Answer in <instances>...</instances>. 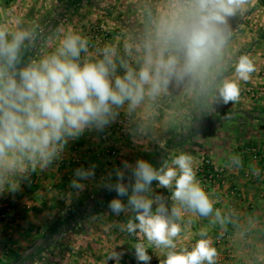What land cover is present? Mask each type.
Returning a JSON list of instances; mask_svg holds the SVG:
<instances>
[{
    "label": "clouds",
    "instance_id": "1",
    "mask_svg": "<svg viewBox=\"0 0 264 264\" xmlns=\"http://www.w3.org/2000/svg\"><path fill=\"white\" fill-rule=\"evenodd\" d=\"M252 4L165 0L163 11H146L138 36L120 45L93 43L73 29L49 35L38 26L0 24V194L19 191L32 173L60 160L70 141L88 131L103 132L121 112L126 117L152 116L170 88L206 102L210 111L237 102L239 82L249 81L256 68L248 55L230 60L232 21ZM131 132L143 134V126ZM227 166L240 168L243 161L232 155ZM250 167L254 176L260 175L259 168ZM95 168L75 169L69 187L82 192V181L94 178ZM115 177L112 182L109 174L103 184L116 193L108 210L116 216L134 213L120 230L137 237L132 245L137 264H150V248L164 251L160 264H217L219 252L207 231L199 232L191 248L176 242L185 231L177 222L185 213L212 217L210 222L222 228L233 222L232 215L214 207L190 155L180 153L158 168L145 159L124 161ZM153 182L171 190L170 214L159 196L146 195ZM123 255L114 250L107 261L120 264Z\"/></svg>",
    "mask_w": 264,
    "mask_h": 264
},
{
    "label": "crops",
    "instance_id": "2",
    "mask_svg": "<svg viewBox=\"0 0 264 264\" xmlns=\"http://www.w3.org/2000/svg\"><path fill=\"white\" fill-rule=\"evenodd\" d=\"M164 7L165 0H0V24L12 28L38 26L49 35L58 29H73L99 44L92 36V28L105 21L111 31L107 42L120 45L144 30L148 9L163 11ZM243 19L251 24L259 23L256 31L263 29L264 0H253ZM251 34L255 38V32ZM250 53L263 56L264 60V49L254 47ZM238 54L240 49L235 56ZM254 65L256 70L249 81H240L239 86L258 92L256 96L240 93L237 102L210 111L206 102L186 95L183 89L170 88L169 94L158 101L152 116H133V129L143 126V134H131L125 141L114 138L106 144L100 139L102 132L88 131L80 139L70 141L62 158L49 169L38 170L28 181H22L19 191L0 194V213L8 211L10 217L6 223L0 220V264H31L32 261V264H114L107 261L114 250L124 253L120 264H137L132 247L137 237L120 230L134 213L116 216L106 210L97 214L91 202L84 200L97 198L95 192L105 189L103 184L109 174L115 181V169L122 168L124 161L135 164L136 160L145 159L158 168L162 161L170 162L180 153L192 157L196 177L212 198L214 207L232 215L233 222L222 228L210 222L212 217L185 213L177 221L185 229L176 241L178 247L191 248L200 239L199 232L205 230L219 252L217 264H264V183L249 178L250 166L259 167L251 151L264 156V63ZM123 117L125 114L121 112L118 120ZM232 155L241 157L243 167L227 166ZM157 157L163 158L159 162ZM203 159L228 169L224 182L202 181ZM92 164L96 165L95 177L82 181L85 189L77 193L69 187L75 169ZM109 194L115 197L114 191H108ZM146 195L159 196L170 214L174 206L171 190L153 182ZM98 196L103 198L105 194ZM156 207L154 203L153 210ZM93 212L95 216L90 217ZM68 217H80L74 227L81 232H72L71 226L67 228ZM221 233L230 239L218 244L216 238ZM56 241L61 245H53ZM47 244L49 248L41 255L46 256L49 249L60 248V259L53 261L48 254L46 258L34 260L36 251ZM164 258V251L156 249L150 264H160Z\"/></svg>",
    "mask_w": 264,
    "mask_h": 264
},
{
    "label": "built area",
    "instance_id": "3",
    "mask_svg": "<svg viewBox=\"0 0 264 264\" xmlns=\"http://www.w3.org/2000/svg\"><path fill=\"white\" fill-rule=\"evenodd\" d=\"M109 35H110V29L105 21H102L101 23L95 25L92 28L93 38L96 40L97 43L101 45L107 42ZM241 92L251 97L256 96L255 91L250 88H243L241 89ZM134 123H135V119L133 117L125 116L119 119L113 126L106 128L102 132V134L100 135L101 141L106 144H110L112 139L114 138H117L120 141L127 140L128 138H130L132 134L131 130L133 129ZM251 153L253 160L259 164L258 168L260 169V175L254 176L251 173L249 175V178L252 179L253 181H259L264 183V156L260 155L256 150H252ZM111 154H115V153L112 152ZM204 166H208L210 168L208 170V174L204 172V168H203ZM200 173L202 175V181L204 183L215 184V183L224 182L225 178L229 174V171L224 167L214 166L211 163V161H209L208 159H203ZM0 220L5 223L10 220L8 211L0 215ZM229 239L230 237L225 233L219 234V236L216 238L218 244H221L224 241H228ZM155 251H156L155 248H150L148 250L149 255L152 257Z\"/></svg>",
    "mask_w": 264,
    "mask_h": 264
},
{
    "label": "rangeland",
    "instance_id": "4",
    "mask_svg": "<svg viewBox=\"0 0 264 264\" xmlns=\"http://www.w3.org/2000/svg\"><path fill=\"white\" fill-rule=\"evenodd\" d=\"M245 15H246V13H245ZM238 18H240V17H238ZM238 18L234 19L232 21L233 35H232V38H231L230 48H229V53H230L229 58H230V60L232 62H234L240 55H248V53L251 55V56L249 55V57L251 59L253 57H255V55L250 53V51L254 47L255 48L264 49V44H261L260 43V39L258 38L259 37V35H258L259 30L256 31V28H255L256 25L259 26V23L251 24L249 20L243 19V16L241 17L242 18L241 20L238 19ZM262 25H263L262 28L264 29V24H262ZM252 32H255V34H256V35H254L255 38H253V36L251 34ZM110 33H111V31H110ZM263 41H264V39H263ZM263 41H261V42H263ZM239 49L241 50V54H238V56H235V55H237ZM256 57H255L256 61L253 62V63L262 65L264 63V60H262L263 56H260V55L257 56L256 55ZM243 88H247V87L243 86V87L240 88L241 96H242V94H244V93L241 92V89H243ZM255 93L257 95L258 92H255ZM247 96L249 97V95H247ZM246 122H248L247 119H246ZM136 242H137V239H136ZM45 254H46V256L41 255L40 257L41 258H43V257L46 258L47 255L50 254V255H48V257H52L53 261H55L56 259H60V257H61L60 248H58V249L57 248L49 249V252L45 253Z\"/></svg>",
    "mask_w": 264,
    "mask_h": 264
},
{
    "label": "trees",
    "instance_id": "5",
    "mask_svg": "<svg viewBox=\"0 0 264 264\" xmlns=\"http://www.w3.org/2000/svg\"><path fill=\"white\" fill-rule=\"evenodd\" d=\"M126 28H130L131 26H126V25H124ZM258 35H259V39H260V41L261 40H263L264 39V29H261V30H259V32H258ZM193 144L195 145V146H201V144L200 143H197V142H193ZM162 158L163 157H157V159H158V161L160 162L161 160H162ZM156 159V160H157ZM204 168V172L205 173H207L208 174V170L210 169L208 166H204L203 167ZM211 169H212V167H211ZM127 180V179H126ZM112 182H115V181H112ZM125 183H128V180L127 181H124ZM105 194V196H103V198H102V196L101 197H99L98 195H104ZM129 194H131V192L129 193ZM95 196H97V198L96 199H88V200H84V202H91V204H92V206H91V208H93V211H96V213L98 214V213H101L102 211H106V210H108V204H109V202L113 199V198H116V193L114 194V196L115 197H112V195L111 194H109L108 195V191L106 190V189H101V190H97L96 192H95ZM99 197V198H98ZM123 199V202L126 204L127 203V198L126 197H124V198H122ZM81 206H82V204H83V201L81 202V203H79ZM79 206V205H78ZM3 213H6V211H1V213H0V215L1 214H3ZM85 216V215H84ZM84 216H82L84 219H85V217ZM86 216H88V215H86ZM90 217H94L95 216V212H93L91 215H89ZM89 216H88V218H89ZM79 218L80 217H75V218H73V217H68L67 219H66V224H67V228L69 227V226H71L72 227V232H74V233H78V232H81L80 231V229H76L75 230V225H76V223H78L79 222ZM78 219V220H77ZM84 219H82V220H84ZM81 222V221H80ZM83 222H86L85 220L83 221ZM75 230V231H74ZM60 233H64V232H60ZM53 245H55V246H60L61 244L60 243H58L57 241H56V243H54ZM49 248V244H47L43 249H39L38 251H36V253L34 254V260L35 259H37V258H39L40 256H41V254L45 251V250H47ZM34 261H32V263H33ZM31 263V264H32ZM29 264V263H28Z\"/></svg>",
    "mask_w": 264,
    "mask_h": 264
}]
</instances>
